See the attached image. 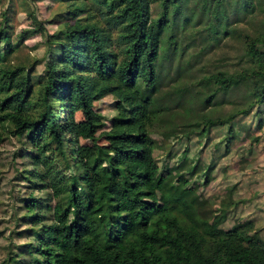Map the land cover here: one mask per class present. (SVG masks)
<instances>
[{"label":"trees","instance_id":"obj_1","mask_svg":"<svg viewBox=\"0 0 264 264\" xmlns=\"http://www.w3.org/2000/svg\"><path fill=\"white\" fill-rule=\"evenodd\" d=\"M91 1L93 7L84 16L63 24L58 43L51 42L56 39L41 18L28 11L50 51L39 59L44 70L35 82L30 67L7 61V53L19 41L13 42L6 29V12L0 22V127L8 125L18 137L28 134L35 167L25 176L36 187L49 188L54 199L50 221L34 229L33 241L27 243L36 257L24 264H264V240L251 233L250 222L222 229L216 220H197L186 200L182 208L187 222H182L162 190L166 180L159 173L155 140L149 133L151 104L160 51L163 47L170 52L174 46L172 31L167 45H162V30L166 25L174 28L168 13L175 14L182 0H161V13L154 18L150 0ZM208 3L213 16H220L223 0L202 2ZM208 27L214 31V24ZM112 28L117 29L114 38ZM245 53L255 58L254 74L264 79V33L251 39ZM247 76L251 75L244 70L211 75L225 88L245 82ZM102 82L115 97L109 132L119 145L101 155L87 154L78 144L75 115L81 112L90 128L105 123L103 113L94 110L96 88ZM252 93L258 102L264 101L263 80L255 83ZM231 117L201 115L206 127ZM64 133L70 135L69 151ZM51 142L72 169L68 176L57 169L52 174V157L46 153ZM104 154L110 156L107 163ZM158 191L161 204H150L148 199ZM28 200L30 207L34 199Z\"/></svg>","mask_w":264,"mask_h":264},{"label":"rangeland","instance_id":"obj_2","mask_svg":"<svg viewBox=\"0 0 264 264\" xmlns=\"http://www.w3.org/2000/svg\"><path fill=\"white\" fill-rule=\"evenodd\" d=\"M252 1L249 5L242 0H223L220 16H213L212 4L203 5V0H182L175 14L169 11L174 28L166 25L161 38L162 45H167L172 31L174 46L170 52L163 47L160 51L149 133L155 140L153 156L159 173L166 180L167 187L162 190L171 197L170 209L182 222H187L182 208L186 200L197 220H216L222 229L250 222L251 233L264 240V101L258 102L252 93L255 83L264 79L254 74L258 66L255 58L245 53L251 39L264 33V2ZM160 2L150 0L152 18L160 15ZM91 6V0H78L76 4L0 0V22L6 12V29L13 42L19 41L7 53V61L27 65L31 80L37 81L44 70V62L39 59L47 58L50 51L45 35L34 27L28 11L41 18L56 39L51 42L58 43L63 38V24L84 16ZM210 23L214 31L209 29ZM30 29L34 30L19 36ZM110 31L114 38L117 29ZM243 70L251 76L227 88L211 77L218 72ZM107 87L100 83L94 97V110L105 116L103 125L90 128L81 112L75 115L78 144L87 154L101 155L105 149L119 145L117 136L109 132L115 97ZM203 113L212 118L232 117L206 127ZM60 117H64V109ZM64 136L69 151L70 135ZM33 153L28 134L18 137L8 125L0 127V264L33 262L36 252L28 251L27 243L33 241L34 229L51 218L54 199L49 188L36 187L25 176L35 167ZM46 153L52 157L48 162L52 174L54 169L67 176L72 173L53 142ZM109 157L104 154L106 163ZM159 194L148 199L149 203L161 204ZM29 197L34 199L30 207Z\"/></svg>","mask_w":264,"mask_h":264}]
</instances>
